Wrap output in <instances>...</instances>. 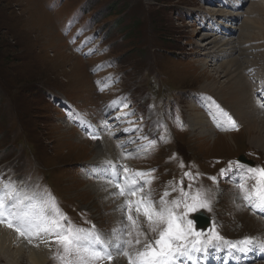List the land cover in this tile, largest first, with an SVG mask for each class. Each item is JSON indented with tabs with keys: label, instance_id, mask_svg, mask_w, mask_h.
<instances>
[{
	"label": "rangeland",
	"instance_id": "obj_1",
	"mask_svg": "<svg viewBox=\"0 0 264 264\" xmlns=\"http://www.w3.org/2000/svg\"><path fill=\"white\" fill-rule=\"evenodd\" d=\"M253 1L244 17L249 7L261 2ZM205 5L204 0H0V187L11 181L24 194L50 196L73 226L87 230L95 226L93 230L115 236L127 225L125 213L116 220L112 204L106 206L85 188L95 183L85 178H89L87 164L98 142L65 129L60 118H66L64 100L92 118L104 108L117 106L124 111L116 113L122 114L115 115L116 121H146L140 132L147 142L142 156L120 151V160L130 170L149 174L141 177L142 183L151 181L144 184V193L150 191L151 198L158 201L168 189V200L177 199L183 179L186 191H204L211 211L197 212H205L211 228L214 225L227 241L245 237L264 240V220L254 214L240 188L243 183L250 191L255 180L248 167L237 165V160L244 158L254 167L264 168V153L249 145L244 128L224 134L230 135L227 139L214 132L192 102V93H203L213 80L218 81L217 87L223 85L216 67L202 62L198 53L199 45L213 37L195 28L196 17L203 9L209 13L218 10ZM68 24L71 34L64 31ZM239 33V39L247 34L251 43L243 58L251 61L253 47L258 58L252 70L258 66L260 71L264 33L255 25ZM95 39L101 42L98 56L92 49ZM246 69L244 76L252 87L256 72L253 76L251 68V72ZM205 91L203 99L215 94ZM216 98L232 113L229 103ZM114 101L118 103L114 105ZM190 108L203 113L208 131L219 135L215 143L191 127ZM128 111H135L134 115L127 116ZM118 128L120 133L124 126ZM185 172L191 173V178ZM246 220L262 225L248 227ZM0 225L17 234L6 224ZM143 228L147 232L146 223ZM24 251L26 258L28 251ZM56 252L53 242L46 264H52ZM118 259L127 264L124 256Z\"/></svg>",
	"mask_w": 264,
	"mask_h": 264
},
{
	"label": "snow or ice",
	"instance_id": "obj_2",
	"mask_svg": "<svg viewBox=\"0 0 264 264\" xmlns=\"http://www.w3.org/2000/svg\"><path fill=\"white\" fill-rule=\"evenodd\" d=\"M116 103L118 101L113 102L114 105ZM220 115L227 128L238 130L237 122L228 112L220 109ZM91 138L98 137L93 134ZM122 169L125 173L123 181L117 178L110 182L118 189V195L125 197L120 207L128 223L115 236H104L94 230L73 226L59 210L54 198L49 196L45 199L36 193L24 194L11 181L0 187V224H6L29 242L39 239L49 247L54 242L57 252L53 258L60 264H102L104 261L112 264L115 255L127 258V264H183V260H191L194 253L228 243L214 225L205 233L196 228L195 217L189 218L191 213L200 209L211 211L210 201L203 190L186 191L181 179L179 198L169 201L170 193L165 191L156 201L151 198L150 191H143L144 184L151 181L140 183L138 179L148 173L130 170L127 166H122ZM247 172L252 174L250 178L255 180V184L250 191L243 183L240 185L244 191L243 199L252 208L264 212V168L248 167ZM184 175L191 178V173L185 172ZM113 176L117 177L118 172L114 171ZM210 179L215 181L216 178ZM188 188L191 189L192 185L189 184ZM144 223L147 224V232L144 231ZM148 233L155 235L149 237ZM254 243L264 247V240L252 237L238 242L241 250ZM231 247L236 248L237 244H231Z\"/></svg>",
	"mask_w": 264,
	"mask_h": 264
},
{
	"label": "bare ground",
	"instance_id": "obj_3",
	"mask_svg": "<svg viewBox=\"0 0 264 264\" xmlns=\"http://www.w3.org/2000/svg\"><path fill=\"white\" fill-rule=\"evenodd\" d=\"M260 1L261 2L257 5V7L253 5L248 8L249 11L246 15L247 17L245 16L246 18L242 21V26L239 27L240 29L253 28L255 25L256 29L259 28L264 33V0ZM223 12H225V10ZM207 39V41L199 45L201 49H199L198 53H200L202 57V62L211 63V68L216 67V74L219 75V79L223 80V85L217 87L216 84L218 81L213 80L207 85L205 90L215 92V94H213L217 95L215 97H219L224 102L230 104V108L233 109L232 113L239 123L241 125L246 124L244 127V133L248 135L247 140L249 145L257 149H261L264 153V115H262L258 110L254 96L251 94L252 87L250 86V81L247 82L244 76V69L247 68L245 72H251L253 66L257 64L256 59L258 58L255 54H253V47L251 49L252 53L249 55L251 61L243 58L244 52L247 51L248 44H251L248 41L249 37L246 34V36H242L240 39L237 37L235 40L221 41L216 38L209 37ZM235 53H237V55H235ZM261 55L264 56V52L261 53ZM217 57H222L224 60V62L219 64V66L216 65L217 61L215 58ZM239 58H241L240 60L242 61H240ZM248 68H251V71ZM251 80L254 79L251 78ZM205 90L203 91L206 92ZM194 109H189V111H192L189 112L191 127L196 129L201 137L208 138L209 142H214L217 139L216 137L219 135H214L208 131V128L205 125L207 122L204 121L205 118L203 113L195 112ZM223 136L227 135H222V137ZM229 137L230 135L225 138L227 139ZM120 158L121 152L119 148L115 146L114 142L105 138L102 142L96 143L95 148L93 147L89 165L116 162L119 161ZM241 162L242 166L250 165V162L247 160L241 159ZM235 171L237 173L238 169ZM242 173L244 172L241 171L240 174ZM85 188L88 192H91L95 198L102 199L106 206L112 204L111 213L113 218L118 220V218L121 217L122 210L120 206L125 197L119 196L118 190H111L110 186L104 184L103 182H95L89 184ZM136 198L137 197H133L132 199ZM252 221L246 220L245 224H247L248 227H255L260 224L262 225L260 222L258 223L257 221H254L256 223L255 224ZM2 228H0V262H3L4 264H46L48 259L52 256L51 253L48 254L50 247L45 243H42L39 239H33L29 242L28 239L22 238L11 230ZM208 229L206 230L208 231ZM16 243L18 244L17 247L15 246ZM24 250L28 251H26V258L23 256V252H25ZM106 264H108V262ZM112 264L124 263L122 262V259L119 260L118 256H116Z\"/></svg>",
	"mask_w": 264,
	"mask_h": 264
}]
</instances>
